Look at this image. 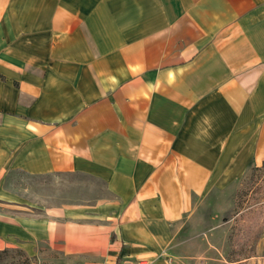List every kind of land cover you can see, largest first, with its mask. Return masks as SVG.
<instances>
[{
	"label": "crops",
	"instance_id": "0c3cea01",
	"mask_svg": "<svg viewBox=\"0 0 264 264\" xmlns=\"http://www.w3.org/2000/svg\"><path fill=\"white\" fill-rule=\"evenodd\" d=\"M263 164L264 0H0V250L192 264L206 202Z\"/></svg>",
	"mask_w": 264,
	"mask_h": 264
},
{
	"label": "rangeland",
	"instance_id": "374dc122",
	"mask_svg": "<svg viewBox=\"0 0 264 264\" xmlns=\"http://www.w3.org/2000/svg\"><path fill=\"white\" fill-rule=\"evenodd\" d=\"M10 183L19 188L32 186L39 194L44 188V199L51 204L83 197L78 195L80 187L88 189L87 191L94 187L100 192L103 190L101 183L76 174L43 178L19 174L12 177ZM226 192V201L206 202L210 215L211 248L185 252L187 257H191L190 260L192 256L196 257L192 264H202V260H199L202 257H210V264H247V260L254 259L252 256L259 257L258 260L264 257V164L252 166L242 180ZM64 262L59 254L52 252L42 253L35 258L19 248H9L0 253V264H65Z\"/></svg>",
	"mask_w": 264,
	"mask_h": 264
},
{
	"label": "trees",
	"instance_id": "16d2710c",
	"mask_svg": "<svg viewBox=\"0 0 264 264\" xmlns=\"http://www.w3.org/2000/svg\"><path fill=\"white\" fill-rule=\"evenodd\" d=\"M9 248H6V249H3V250H0V253H2V252H5V251H7ZM21 250V249H20ZM23 251V250H22ZM35 258V257H34Z\"/></svg>",
	"mask_w": 264,
	"mask_h": 264
}]
</instances>
